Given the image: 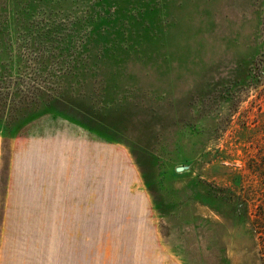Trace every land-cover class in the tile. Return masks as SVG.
Returning <instances> with one entry per match:
<instances>
[{
  "label": "rangeland",
  "instance_id": "obj_1",
  "mask_svg": "<svg viewBox=\"0 0 264 264\" xmlns=\"http://www.w3.org/2000/svg\"><path fill=\"white\" fill-rule=\"evenodd\" d=\"M0 264H264V0H0Z\"/></svg>",
  "mask_w": 264,
  "mask_h": 264
},
{
  "label": "trees",
  "instance_id": "obj_2",
  "mask_svg": "<svg viewBox=\"0 0 264 264\" xmlns=\"http://www.w3.org/2000/svg\"><path fill=\"white\" fill-rule=\"evenodd\" d=\"M243 208L246 210V206L243 204H237L236 206H235V209H233V211H234V214H236L239 218H242V217H245L246 216V214L244 213V210H243Z\"/></svg>",
  "mask_w": 264,
  "mask_h": 264
}]
</instances>
